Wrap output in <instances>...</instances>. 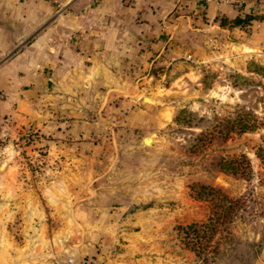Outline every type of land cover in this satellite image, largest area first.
Listing matches in <instances>:
<instances>
[{
    "label": "rangeland",
    "instance_id": "1",
    "mask_svg": "<svg viewBox=\"0 0 264 264\" xmlns=\"http://www.w3.org/2000/svg\"><path fill=\"white\" fill-rule=\"evenodd\" d=\"M234 47L154 65L125 97H78L75 114L0 113V264L18 249L62 251L73 236L134 264H264V50ZM240 156L250 177L222 171ZM199 186L244 199L204 252L192 230L212 202Z\"/></svg>",
    "mask_w": 264,
    "mask_h": 264
},
{
    "label": "crops",
    "instance_id": "2",
    "mask_svg": "<svg viewBox=\"0 0 264 264\" xmlns=\"http://www.w3.org/2000/svg\"><path fill=\"white\" fill-rule=\"evenodd\" d=\"M55 1L0 0V113L75 114L76 98L99 89L108 100L125 97L154 65L207 57L232 44L243 56L264 50V0ZM243 14L260 18L244 28L219 25ZM92 238L73 236L62 251L18 249L6 254V264H65L71 255L75 264H134L122 254L108 257ZM76 242L81 246L67 253Z\"/></svg>",
    "mask_w": 264,
    "mask_h": 264
},
{
    "label": "trees",
    "instance_id": "3",
    "mask_svg": "<svg viewBox=\"0 0 264 264\" xmlns=\"http://www.w3.org/2000/svg\"><path fill=\"white\" fill-rule=\"evenodd\" d=\"M257 15L243 14L242 16H235L232 19L220 18L219 25L226 28H244L249 25L252 21L259 19ZM257 69L264 75V67L256 66ZM238 132H245L251 130L252 126L248 124H239ZM257 158L262 164H264V148H259L257 153ZM222 171L230 173L232 175L241 176L248 178L251 175V168L248 160L244 156L239 158H234L231 160H224L221 164ZM207 201L212 202V213L207 219V222L198 225L192 230V234L197 237V247L200 248L201 252L207 250L211 239L214 235L226 231L227 226L232 222V219L237 214L238 210L242 207L244 199L230 198L220 190L205 188L204 186H199ZM187 228H180V230H185ZM196 249V248H195ZM194 249V250H195ZM199 255V254H198Z\"/></svg>",
    "mask_w": 264,
    "mask_h": 264
},
{
    "label": "bare ground",
    "instance_id": "4",
    "mask_svg": "<svg viewBox=\"0 0 264 264\" xmlns=\"http://www.w3.org/2000/svg\"><path fill=\"white\" fill-rule=\"evenodd\" d=\"M147 102H151L150 100L146 99ZM154 140H153V137H150L149 140H147V144L146 146H151L153 144ZM221 181V180H219Z\"/></svg>",
    "mask_w": 264,
    "mask_h": 264
},
{
    "label": "built area",
    "instance_id": "5",
    "mask_svg": "<svg viewBox=\"0 0 264 264\" xmlns=\"http://www.w3.org/2000/svg\"><path fill=\"white\" fill-rule=\"evenodd\" d=\"M42 1H45V2H52V3H56V1L55 0H42ZM68 264H72V260L71 259H69L68 260ZM86 264H88V263H86Z\"/></svg>",
    "mask_w": 264,
    "mask_h": 264
},
{
    "label": "water",
    "instance_id": "6",
    "mask_svg": "<svg viewBox=\"0 0 264 264\" xmlns=\"http://www.w3.org/2000/svg\"><path fill=\"white\" fill-rule=\"evenodd\" d=\"M149 139H150V136L144 138L143 141H142L143 144L146 145V144H147V140H149ZM219 180H220V179H217L218 182H220Z\"/></svg>",
    "mask_w": 264,
    "mask_h": 264
}]
</instances>
